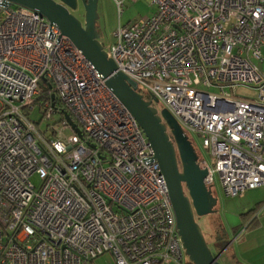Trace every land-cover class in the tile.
Masks as SVG:
<instances>
[{
  "label": "built area",
  "instance_id": "built-area-1",
  "mask_svg": "<svg viewBox=\"0 0 264 264\" xmlns=\"http://www.w3.org/2000/svg\"><path fill=\"white\" fill-rule=\"evenodd\" d=\"M150 1L155 12L119 25L108 57L211 152L213 166L198 160L208 188L217 176L229 197L264 186V0ZM239 87L256 97L227 92ZM107 252L184 264L152 143L69 36L0 0V264H95Z\"/></svg>",
  "mask_w": 264,
  "mask_h": 264
},
{
  "label": "water",
  "instance_id": "water-1",
  "mask_svg": "<svg viewBox=\"0 0 264 264\" xmlns=\"http://www.w3.org/2000/svg\"><path fill=\"white\" fill-rule=\"evenodd\" d=\"M33 9L56 24L69 36L92 66L102 75L106 84L135 117L155 151L165 174L169 194L174 206L179 232L189 262L192 264H222L204 235L197 217L216 212V197L204 182L207 169L199 167V154L175 119L167 110L159 112L153 100H147L136 91L128 77L118 71L116 63L108 57L97 31L98 1L81 0L85 8V21L72 10L78 0H5ZM154 100L158 101L156 98ZM65 117L75 131L81 130L69 113ZM169 130L171 132H169ZM187 191V192H186Z\"/></svg>",
  "mask_w": 264,
  "mask_h": 264
},
{
  "label": "rangeland",
  "instance_id": "rangeland-1",
  "mask_svg": "<svg viewBox=\"0 0 264 264\" xmlns=\"http://www.w3.org/2000/svg\"><path fill=\"white\" fill-rule=\"evenodd\" d=\"M122 1H123V5L120 11L118 9L117 3L114 0L98 1L97 11L99 18L97 20V31L100 35L99 40L104 45V47H108L111 44H113V42L115 41L114 33L118 29L119 25H124L127 24L128 22L135 21L143 17H147L152 13H154L156 10L155 6L151 4L150 0H122ZM71 12L76 17L81 19L83 22L85 21V8L81 0H78V8L76 10L71 9ZM210 91L219 92L217 87H211ZM227 92L231 93L233 96L236 97H250V98L256 97V91L254 89H250L246 87H239L236 89L227 88ZM153 105L158 108L159 112H161L164 109L162 104L156 100L153 101ZM38 112H39L38 108H36L35 111L31 112V115L34 120H39L41 118V114H39ZM55 119H58V116L55 115ZM46 122L47 121H43L40 125L42 131L46 129L47 126ZM56 127L58 129H62V131L64 130L63 132L66 135H69L71 133V130L64 128L63 124L61 123H58ZM169 132L171 131L169 130ZM190 138L198 154L200 156L202 155L207 160V162L213 166L215 163V158L212 156L210 151L204 149L201 146L200 138L193 135H190ZM32 181L36 185L40 184V179L37 175L32 176ZM259 189L260 187L248 190L245 194V196L247 195V199L244 200L241 197H231V196L229 197L223 194L218 176L216 177V182L214 186L211 187L212 193L216 197L222 196V199L220 198V205L217 204V206L215 207L216 212L200 217L198 218V221L202 226L203 232L209 242V245L213 253L215 255L220 254L219 261L222 264H234L233 261L236 264H238L241 263L238 260L242 261L243 259H241L239 255L237 256L238 259L233 257V253L235 252L234 251L235 246H233L227 252V250L229 249L228 247L226 248L227 245L225 247H223L224 245H222V248H217L216 245L214 244L217 224L219 223V217L221 216L222 222L224 224H227L228 216L230 214H234L238 212V206L239 205L241 206L242 203L250 202L249 198L250 199L256 198L257 194L260 191ZM219 206L222 207V214L217 216V209ZM251 208H253V205L247 206V208H245L243 212L248 211L249 209L251 211ZM250 211H248L246 215H249ZM188 259L189 257L186 256L184 264H188L187 263ZM94 262L95 264H116L115 257L110 252H107L104 255L99 256L98 258L95 259ZM167 264H178V263L170 262Z\"/></svg>",
  "mask_w": 264,
  "mask_h": 264
},
{
  "label": "crops",
  "instance_id": "crops-1",
  "mask_svg": "<svg viewBox=\"0 0 264 264\" xmlns=\"http://www.w3.org/2000/svg\"><path fill=\"white\" fill-rule=\"evenodd\" d=\"M259 190L256 198H251L252 200L249 198L250 202H245L238 206L239 213L236 212L228 216L227 224L222 222L221 216L217 224L221 239L217 240L216 233V247L222 248V245H224L223 247L227 245L226 248H229L228 252L235 246L233 257L238 259L237 256L239 255L244 260H238L242 264H264V186H261ZM220 198L222 199V196L218 197L219 205ZM241 198L245 200L247 195L241 196ZM249 205H253L251 210H257L256 213L253 214L255 211L253 210L252 214L246 215L250 209L243 212ZM220 214H222L221 206L217 209V216ZM233 263L236 264L234 261Z\"/></svg>",
  "mask_w": 264,
  "mask_h": 264
},
{
  "label": "trees",
  "instance_id": "trees-1",
  "mask_svg": "<svg viewBox=\"0 0 264 264\" xmlns=\"http://www.w3.org/2000/svg\"><path fill=\"white\" fill-rule=\"evenodd\" d=\"M38 103H39V101H38ZM253 210H255V209H253ZM253 210H251V211L249 212V214H252ZM256 211H257V210H255V211L253 212V214L256 213ZM197 221H198V217H197ZM198 222H199V221H198ZM200 225H201V224H200ZM218 232H219V231L216 230V233H217V240H218V239H221V237H220V235H219ZM204 235H205V234H204ZM205 237H206V236H205ZM206 239H207V238H206ZM207 241H208V240H207ZM215 241H216V239H215ZM215 241H214V242H215ZM208 243H209V242H208ZM215 243H216V242H215ZM188 262H189V261H188ZM189 264H192V263L189 262Z\"/></svg>",
  "mask_w": 264,
  "mask_h": 264
},
{
  "label": "flooded vegetation",
  "instance_id": "flooded-vegetation-1",
  "mask_svg": "<svg viewBox=\"0 0 264 264\" xmlns=\"http://www.w3.org/2000/svg\"><path fill=\"white\" fill-rule=\"evenodd\" d=\"M187 192V191H186ZM198 218H200V217H198ZM215 245H216V243H214Z\"/></svg>",
  "mask_w": 264,
  "mask_h": 264
}]
</instances>
